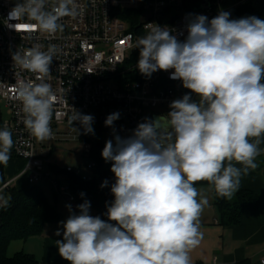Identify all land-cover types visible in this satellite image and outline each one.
<instances>
[{
    "label": "clouds",
    "instance_id": "clouds-1",
    "mask_svg": "<svg viewBox=\"0 0 264 264\" xmlns=\"http://www.w3.org/2000/svg\"><path fill=\"white\" fill-rule=\"evenodd\" d=\"M46 3L23 0L8 19L26 17L35 21L26 28L54 35L63 30L59 21L74 17L76 8L74 0H55L50 10ZM173 31L157 25L137 40V68L149 78L158 70H174L170 78L182 81L199 99L183 95L169 105L165 123L146 118L127 138L113 127L120 113L107 116L104 123L113 127V139L101 155L111 162L114 200L107 205V220L90 215L87 200L77 205L78 214L66 205L70 214L61 222L63 238L56 245L69 264H192L190 253L203 239L200 218L209 203L194 185L207 181L218 197L230 201L242 177L259 167L256 159L264 154V20L233 19L221 10L211 20L189 14L183 40ZM56 53V45H50L47 52L36 46L13 55L40 81L17 86L23 123L39 141L53 135L55 94L46 77ZM74 121L84 134H95L92 115L75 111L69 125ZM13 144L11 131L0 129V165H7ZM106 186L107 180L101 188ZM8 206L10 201L0 196V208Z\"/></svg>",
    "mask_w": 264,
    "mask_h": 264
},
{
    "label": "built area",
    "instance_id": "built-area-1",
    "mask_svg": "<svg viewBox=\"0 0 264 264\" xmlns=\"http://www.w3.org/2000/svg\"><path fill=\"white\" fill-rule=\"evenodd\" d=\"M206 1L205 9L193 10L197 8L195 6L190 11H181V0H74L76 15L63 17L59 21L63 30L51 35L26 28L25 25L35 23L26 17L20 21L8 19L10 10L23 0H0V105H3L8 116L3 122L0 111V129L11 131L14 141L11 153L25 162L22 173L28 175L29 184L48 181L54 196L70 204L73 212L78 214L70 185L44 168L36 151V138L23 123L24 113L22 103L17 99V86L21 81H40L36 80L35 73L13 61V55L16 52L23 54L36 46L47 52L50 45H56L57 53L50 65L51 74L46 77V82L55 94L51 120L53 135L48 140L57 139L54 127L69 125V118L75 111L92 115V127L98 134L87 136L103 144L100 150L103 165L111 167V162L106 163L101 153L106 141L113 139V127L116 134L127 138L139 123L144 122L148 112L167 118L172 101L185 94H190L193 101L199 99L195 93L183 87L182 81L170 78L174 70H158L150 78L142 75L137 68L140 50L135 45L140 37L157 25L173 29V34L183 40L187 35L189 14L205 15L211 20L219 11H228L223 6V0ZM54 3L55 0H47L46 8L50 10ZM122 11H140L138 21L131 19L139 33L129 32V23L117 17L116 14ZM179 11L171 24L160 20ZM10 24H16V27H9ZM115 112L120 113L119 119L113 127L105 126L107 116ZM70 127L66 134L59 136L79 142L83 127L79 121H74ZM82 148L83 156L88 161L83 167L68 165L64 170L85 181L90 177L94 162L89 157L91 144L82 143ZM13 182L14 179L0 182V194L12 187ZM262 254L261 264L264 262V248Z\"/></svg>",
    "mask_w": 264,
    "mask_h": 264
},
{
    "label": "trees",
    "instance_id": "trees-1",
    "mask_svg": "<svg viewBox=\"0 0 264 264\" xmlns=\"http://www.w3.org/2000/svg\"><path fill=\"white\" fill-rule=\"evenodd\" d=\"M148 1V0H144ZM182 10L190 11L200 1L181 0ZM254 11L251 16L264 20V0H253ZM180 12V11H179ZM120 19L129 23L128 31L139 33L135 22L140 18V11H122L116 14ZM162 19V18H161ZM264 82V80H262ZM80 143L91 144L90 159L94 162V168L90 172L88 180H81L73 173H67L64 168L50 165L49 170L56 176L62 177L70 185V189L76 204H82L85 200L90 202V210L93 216H100L107 220L105 215L107 205L114 200L111 193V185L115 182L111 167H104L100 150L103 144L95 139H89L84 130L80 133ZM11 156L12 153H11ZM2 165H0V182H2ZM2 180V181H1ZM108 181V186L101 188L103 181ZM195 187L210 186L213 191V203L219 213L220 223L223 226H235L239 223L242 212L256 210L259 202L257 196L249 190L240 189L232 200L217 196L214 188L207 181L197 182ZM5 199L10 201V206L0 208V264H38L37 260L30 254L18 252L7 256L6 249L11 241L25 240L29 237L40 235L46 225L56 223L59 214L54 206L49 203L43 194L39 184H30L24 188L10 187L2 191ZM84 193V196L80 194ZM79 213V209L77 208ZM114 223V222H113Z\"/></svg>",
    "mask_w": 264,
    "mask_h": 264
},
{
    "label": "crops",
    "instance_id": "crops-1",
    "mask_svg": "<svg viewBox=\"0 0 264 264\" xmlns=\"http://www.w3.org/2000/svg\"><path fill=\"white\" fill-rule=\"evenodd\" d=\"M200 2L201 0L196 7ZM222 2L233 19L251 16L254 11L253 0H223ZM154 114V112H148L144 119H152ZM261 147L264 148V143ZM256 162L259 167L242 177L240 189L254 193L259 205L256 210L242 212L239 223L235 226H223L220 223L219 213L213 203L212 188L210 186L196 187L209 203L205 206L200 218L203 239L190 253L192 264H261L264 248V154L258 156ZM68 165L70 164L65 166ZM236 166L240 167L239 164ZM2 180H4L3 177ZM25 184L12 187L24 188L28 186ZM52 196L55 202L59 200L54 194ZM58 223L48 224L40 235L23 240L22 248H26L23 249V253L32 255L38 264H69L58 253L56 240L63 238V227L58 226ZM58 230L61 233L59 236L56 235ZM11 243L12 241L9 245ZM9 245L6 249L7 256L18 253L20 246H15L17 250L14 251L9 249Z\"/></svg>",
    "mask_w": 264,
    "mask_h": 264
},
{
    "label": "rangeland",
    "instance_id": "rangeland-1",
    "mask_svg": "<svg viewBox=\"0 0 264 264\" xmlns=\"http://www.w3.org/2000/svg\"><path fill=\"white\" fill-rule=\"evenodd\" d=\"M0 111L2 114V121L4 122L8 119V116L2 104L0 105ZM155 118L156 117H153L152 119ZM54 129H55V133L58 134V137L55 141L52 140L39 141L38 139H36L37 142L36 151L44 163V168L48 170L50 165H55V164L63 167L66 164H70L74 168H77L78 166L83 167V165L88 161V159L85 156H83L82 143H79L78 141H72L71 139H68L66 136H59V134H63V135L66 134L68 130L71 129V127L69 125H56ZM94 133H95L94 135L98 134V132H96L95 130ZM100 136L101 138H104L103 134H100ZM24 166H25V162L23 160L11 156L7 165H2L1 172L3 179L5 181L14 179L12 186H20L25 183H26L25 185H30L28 183V175L22 173ZM83 170L84 169H82V171ZM39 185L43 194L49 201V203L54 206L55 210L59 214V220L57 221L59 222L58 226L63 227L61 222L66 221V219L70 214L68 208L66 207L67 204L60 199L57 200L56 202L54 201L52 196L53 193L51 191L50 184L48 181L43 180L39 183ZM0 196L6 198V195L4 193H1ZM91 213H92L91 210H89V214ZM23 244H24L23 240H14L9 245V249L15 251L17 250V247L15 246H20L18 252H24L23 249L26 248H22Z\"/></svg>",
    "mask_w": 264,
    "mask_h": 264
},
{
    "label": "water",
    "instance_id": "water-1",
    "mask_svg": "<svg viewBox=\"0 0 264 264\" xmlns=\"http://www.w3.org/2000/svg\"><path fill=\"white\" fill-rule=\"evenodd\" d=\"M206 5H207V1L206 0H202L201 2H200V4H199V6L197 7V8H194L193 10H197V9H205L206 8ZM180 12H175V13H173V15L172 16H170V17H162V19L160 18V20L161 21H167L168 23H173L175 20H176V18L178 17V14H179ZM153 117H156V118H159V120L161 121V123L163 124V123H165L166 122V117H163V116H156V115H154Z\"/></svg>",
    "mask_w": 264,
    "mask_h": 264
}]
</instances>
